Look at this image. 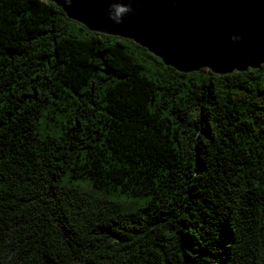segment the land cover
<instances>
[{
    "label": "trees",
    "instance_id": "1",
    "mask_svg": "<svg viewBox=\"0 0 264 264\" xmlns=\"http://www.w3.org/2000/svg\"><path fill=\"white\" fill-rule=\"evenodd\" d=\"M0 264H264V63L183 73L0 0Z\"/></svg>",
    "mask_w": 264,
    "mask_h": 264
},
{
    "label": "water",
    "instance_id": "2",
    "mask_svg": "<svg viewBox=\"0 0 264 264\" xmlns=\"http://www.w3.org/2000/svg\"><path fill=\"white\" fill-rule=\"evenodd\" d=\"M89 31L133 40L179 72L264 63V0H49Z\"/></svg>",
    "mask_w": 264,
    "mask_h": 264
},
{
    "label": "rangeland",
    "instance_id": "3",
    "mask_svg": "<svg viewBox=\"0 0 264 264\" xmlns=\"http://www.w3.org/2000/svg\"><path fill=\"white\" fill-rule=\"evenodd\" d=\"M107 196L109 197V198H111V199H119V197L118 196H116V195H114V194H107ZM123 197H120V199H122Z\"/></svg>",
    "mask_w": 264,
    "mask_h": 264
}]
</instances>
